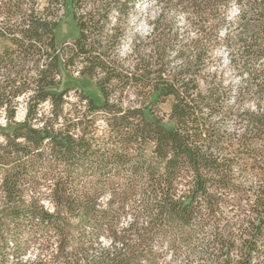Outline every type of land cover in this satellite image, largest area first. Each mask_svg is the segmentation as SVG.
I'll return each mask as SVG.
<instances>
[{
	"label": "trees",
	"instance_id": "trees-1",
	"mask_svg": "<svg viewBox=\"0 0 264 264\" xmlns=\"http://www.w3.org/2000/svg\"><path fill=\"white\" fill-rule=\"evenodd\" d=\"M25 1L0 0V264H264V0H154L126 60L132 0ZM68 5L79 34L58 52ZM221 44L247 76L234 106L208 70ZM61 67L101 102L56 91Z\"/></svg>",
	"mask_w": 264,
	"mask_h": 264
},
{
	"label": "rangeland",
	"instance_id": "rangeland-1",
	"mask_svg": "<svg viewBox=\"0 0 264 264\" xmlns=\"http://www.w3.org/2000/svg\"><path fill=\"white\" fill-rule=\"evenodd\" d=\"M133 1V9L126 21L127 30L125 36L121 41L120 48L115 52V56L120 59H125L130 55L131 48L133 41L135 39L146 40L152 26V22L156 18V16L160 12L159 5L154 0H132ZM24 8L29 9L33 8L37 14H40L43 9L47 6V0H27L25 1ZM241 10L240 6H233L231 10V15L233 18V33L231 34L232 37L237 36L238 29H235L239 26L238 21V14ZM56 16L60 19L59 26L55 32V45L57 51L60 52L61 46L66 44H72V42L78 37L79 30L73 20L72 17V10L71 7L68 5L66 9H61L57 13ZM178 25L180 27L183 26V17L178 19ZM111 24H116V20L114 17L111 18ZM225 34L222 35L224 37ZM193 34H190L192 37ZM12 48V42L8 39L0 37V53L6 49ZM239 54V47L237 45H233V47H228L226 45H220L216 52L214 53L216 57V63L212 66L208 67L210 73L217 72L219 75L223 77V83L225 86L229 88V95L227 99V103L230 106H234L237 101V96L239 91L246 86L247 83V76L243 72L241 66H234L233 62L236 56ZM172 58L175 56V51L171 53ZM130 61H126V64H129ZM257 69H261L264 67L262 64L261 66H255ZM72 69H64L63 67L60 68L61 74L57 78L58 80L61 79V84L56 91H62L69 87H75L80 90H83L90 96L94 97L97 102H101V94L99 89L95 85V81H91L88 78L80 77L76 72H69ZM31 94L27 93L24 96H20L18 101L20 105L17 110V117L18 121H22L25 116V100ZM130 98H133V94L130 92L128 93ZM71 100H76V96L73 92L70 93ZM246 99V109L253 110L254 107L251 104V99L249 95L245 97ZM162 111H168V105L162 106ZM45 112H49V107H45ZM5 114L4 109H0V121L2 123V128L6 131H9L12 126L8 125L4 120L3 116ZM227 128L229 131H233L235 129V122L234 120H230L227 124ZM1 181V178H0ZM165 249V248H164ZM168 253V258L166 259V263L168 264H186V260L184 258H177L175 260H171L170 252L165 249ZM192 263H196V260H193Z\"/></svg>",
	"mask_w": 264,
	"mask_h": 264
}]
</instances>
